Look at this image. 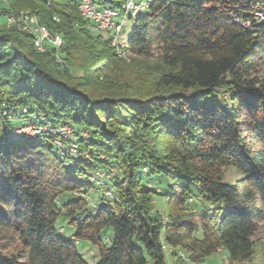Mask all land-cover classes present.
Instances as JSON below:
<instances>
[{
	"label": "trees",
	"instance_id": "1",
	"mask_svg": "<svg viewBox=\"0 0 264 264\" xmlns=\"http://www.w3.org/2000/svg\"><path fill=\"white\" fill-rule=\"evenodd\" d=\"M93 1L119 10L125 0ZM143 1L127 41L113 47L79 17L78 0H7V14L34 17L62 47L37 53L31 36L0 22V264H87L75 246L81 242L94 249L95 264H167V256L181 264L176 250L190 264L217 251L229 263L252 257L264 221V80L253 75L264 67V25L251 18L258 0ZM101 49L106 59L90 68ZM118 53L155 60L154 88H100L99 74L111 80L106 63ZM40 119L53 130L86 131L79 152L88 158L68 166L65 147L46 131L12 137ZM150 135L161 154L149 147ZM102 156L121 174L115 198L92 212L84 196L95 187L85 175L107 165ZM226 167L241 177L223 182ZM155 176L170 182L165 191L144 185ZM60 216L73 241L56 234ZM107 228L111 237L103 236Z\"/></svg>",
	"mask_w": 264,
	"mask_h": 264
},
{
	"label": "rangeland",
	"instance_id": "2",
	"mask_svg": "<svg viewBox=\"0 0 264 264\" xmlns=\"http://www.w3.org/2000/svg\"><path fill=\"white\" fill-rule=\"evenodd\" d=\"M119 21L120 19H116ZM1 22H4L1 19ZM135 18H126V23L122 26L121 32L119 34L118 43L123 44L127 41L129 34L131 32L132 27L134 26ZM105 38L112 39L115 36L114 31H109L105 33ZM111 46L115 47L114 45ZM106 50L101 49V56L98 59H92L90 61V68H96L98 65H101L107 55L105 54ZM100 59V60H99ZM107 74L110 75L111 80L109 82L104 81L102 75L99 74L98 78V86L103 87H112L117 90L126 89L125 87H132L133 85H141V87H145L147 89H153L156 84V79L158 77V66L155 65V60H149L145 62V60L134 59L129 55H123L118 53L116 60L114 62L106 63ZM69 75L73 78L79 79L83 73L79 70H70ZM254 77L258 81L264 80V67H260L256 69L253 73ZM96 96V94H93ZM26 109L21 110V115H28ZM38 122H42V125H25L22 127H18L13 130L12 137H24L25 132L26 135L32 136L36 135L38 131L40 134L44 131L51 132L54 131V143L56 141H60V145L65 149L66 152L64 157H67L66 164L69 166H73L75 163L78 164L80 158H88L87 155L82 156L79 152V141L87 137V132L79 130L71 125H58L56 129H51L48 125H43L44 120H37ZM34 131L36 133H34ZM78 131V133H77ZM48 132V133H49ZM39 134V132H38ZM39 134V135H40ZM79 134V135H78ZM78 135V136H77ZM18 139V138H17ZM147 141L149 147L156 153L161 154V141L153 135L147 136ZM67 147H66V146ZM61 151V150H60ZM102 159L107 163L104 168L100 170H93L85 175V178L89 181V183L94 185V189L88 187L87 192L84 196L85 200L89 203V208H91L92 212H96L98 208L102 207L105 202H109L114 196V181L115 179L120 178L121 169L118 166H115V162L106 156H102ZM72 164V165H71ZM142 173H147L146 169H142ZM241 177V174L236 171L233 167H226L222 169V179L225 183H233ZM170 182L168 180H164L160 177H152L145 178L144 185L153 189L156 193H161L165 191L167 185ZM77 194V193H76ZM83 195V194H82ZM71 195H63L59 197L58 204L67 203L70 199ZM198 202L195 200L193 203V208L197 207ZM154 206L156 210L159 211L161 216L165 218L167 215V208L164 201L159 198H154ZM206 206L202 207L205 209ZM199 208V207H198ZM200 209V208H199ZM256 232L252 238L254 246H253V254L252 257L248 261L242 262H234L229 263L227 260V254L225 251H217L213 253L208 258H206L202 263L199 264H264V221L259 222L256 226ZM56 234L62 237L65 240H70L73 234V229L66 225V222L63 217H59L56 222ZM106 235L103 236H112V231L110 228H107ZM75 246L78 249L79 255L87 264H95L97 262V256L95 255L94 249L87 243H76ZM171 251H168L169 254ZM176 254L181 258V264H190L185 261V255L182 251L176 250ZM167 264H173L174 259L170 256L166 257Z\"/></svg>",
	"mask_w": 264,
	"mask_h": 264
},
{
	"label": "built area",
	"instance_id": "3",
	"mask_svg": "<svg viewBox=\"0 0 264 264\" xmlns=\"http://www.w3.org/2000/svg\"><path fill=\"white\" fill-rule=\"evenodd\" d=\"M7 8V0H0V22L1 19L4 20L2 22L4 29H12L18 33H25L31 36L33 47L37 53H44L48 48L59 50L62 47V39L58 34H51L45 26L38 24L37 20L27 13L7 14ZM145 8L146 3L143 0H125L119 10L101 7L93 0H78L76 5L79 17L89 23L94 32H115V36L112 38V45H116L115 47L119 45V34L122 26L126 23V18L129 16L134 17L136 14L144 11ZM252 9V20L256 24H260L261 21H264V0H258V3ZM53 19L58 22L57 18ZM116 19L120 20L117 21ZM241 24L248 28L251 25L249 21ZM38 132L40 134V131ZM38 132L36 135H32V137L39 136ZM34 133L36 132L34 131ZM49 133H53V131ZM24 134L26 135V132ZM59 142L56 141L54 144L57 148L63 150Z\"/></svg>",
	"mask_w": 264,
	"mask_h": 264
},
{
	"label": "water",
	"instance_id": "4",
	"mask_svg": "<svg viewBox=\"0 0 264 264\" xmlns=\"http://www.w3.org/2000/svg\"><path fill=\"white\" fill-rule=\"evenodd\" d=\"M261 25H264V21H261V23H260Z\"/></svg>",
	"mask_w": 264,
	"mask_h": 264
}]
</instances>
